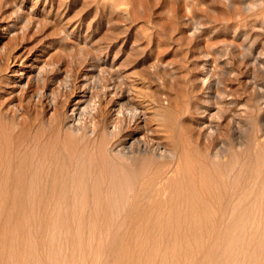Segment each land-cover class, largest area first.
<instances>
[{
	"label": "rangeland",
	"instance_id": "1",
	"mask_svg": "<svg viewBox=\"0 0 264 264\" xmlns=\"http://www.w3.org/2000/svg\"><path fill=\"white\" fill-rule=\"evenodd\" d=\"M86 98L89 129L105 119L133 129L130 115L116 116L121 105L146 107L148 121L169 107L178 138L201 150L224 144L240 165H253L261 148L264 158V0H0V110L48 122ZM40 233L29 249L12 241L11 261L49 263ZM58 250L66 255L71 247ZM256 258L262 263L264 250ZM99 259L113 264L105 253Z\"/></svg>",
	"mask_w": 264,
	"mask_h": 264
},
{
	"label": "bare ground",
	"instance_id": "2",
	"mask_svg": "<svg viewBox=\"0 0 264 264\" xmlns=\"http://www.w3.org/2000/svg\"><path fill=\"white\" fill-rule=\"evenodd\" d=\"M88 101L48 122L0 110V264L22 263L11 261L8 247L20 241L29 249L38 232L47 264H97L104 253L113 264H257L264 250L262 148L253 165H240L224 144L201 150L173 133L169 107L153 112V127L146 107L121 105L116 116L130 115L133 129L124 131L120 116L111 127L105 119L89 129L82 122Z\"/></svg>",
	"mask_w": 264,
	"mask_h": 264
}]
</instances>
